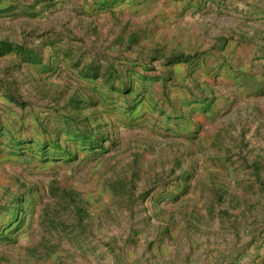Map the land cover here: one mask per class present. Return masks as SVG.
<instances>
[{"label":"rangeland","instance_id":"1","mask_svg":"<svg viewBox=\"0 0 264 264\" xmlns=\"http://www.w3.org/2000/svg\"><path fill=\"white\" fill-rule=\"evenodd\" d=\"M0 264H264V0H0Z\"/></svg>","mask_w":264,"mask_h":264}]
</instances>
